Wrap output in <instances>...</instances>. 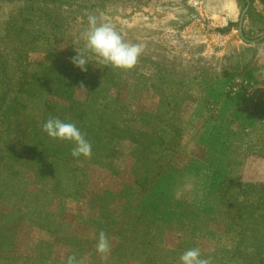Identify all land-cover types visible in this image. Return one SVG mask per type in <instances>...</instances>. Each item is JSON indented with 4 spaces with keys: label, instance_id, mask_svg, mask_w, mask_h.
<instances>
[{
    "label": "rangeland",
    "instance_id": "obj_1",
    "mask_svg": "<svg viewBox=\"0 0 264 264\" xmlns=\"http://www.w3.org/2000/svg\"><path fill=\"white\" fill-rule=\"evenodd\" d=\"M34 1L0 0V264H179L190 248L264 264V39L238 36L244 0H58L77 32L94 15L143 45L144 65L88 54L84 71ZM242 32L264 34V0ZM49 118L91 156L49 138Z\"/></svg>",
    "mask_w": 264,
    "mask_h": 264
},
{
    "label": "clouds",
    "instance_id": "obj_2",
    "mask_svg": "<svg viewBox=\"0 0 264 264\" xmlns=\"http://www.w3.org/2000/svg\"><path fill=\"white\" fill-rule=\"evenodd\" d=\"M81 39L83 50H74L75 55L71 57V63L82 71L90 64L88 54L96 57L104 66L130 70L137 65L143 53V45L125 42L114 25L109 22L98 23L94 15L88 17V29ZM43 131L49 138L70 142L73 145L71 155L74 158L89 157L92 154L91 143L75 123L49 118L43 124ZM96 247L99 253L109 251V241L102 232ZM66 264H76L75 257H69ZM179 264H210V260L201 258L198 248H190L179 257Z\"/></svg>",
    "mask_w": 264,
    "mask_h": 264
},
{
    "label": "trees",
    "instance_id": "obj_3",
    "mask_svg": "<svg viewBox=\"0 0 264 264\" xmlns=\"http://www.w3.org/2000/svg\"><path fill=\"white\" fill-rule=\"evenodd\" d=\"M97 1L98 0H95L94 3ZM57 3L58 0H35L32 2V4H30L33 9L40 13L38 19L45 21L44 29L41 27L40 30L53 37L55 40L75 42L78 43L79 46L83 47V41L81 39L82 33L77 32L76 30L69 27V23L66 22V16L68 15L65 13V11L61 10ZM83 7L91 11H97V9H93L95 7L97 8V4H92L91 6H86V4H83ZM81 24H84V22ZM146 60V57L140 56L137 65H144ZM150 63L155 67H159L158 69H160L162 66H166V64L160 62L155 63L154 61H151Z\"/></svg>",
    "mask_w": 264,
    "mask_h": 264
},
{
    "label": "water",
    "instance_id": "obj_4",
    "mask_svg": "<svg viewBox=\"0 0 264 264\" xmlns=\"http://www.w3.org/2000/svg\"><path fill=\"white\" fill-rule=\"evenodd\" d=\"M244 2H245V6H244V8L242 9V11H241V13L239 15L237 34L240 37V39L242 41H244L245 43H254V42L258 41V40L264 39V34H262L261 36H259L256 39H253V40L245 38V36H244V34L242 32V19H243V16H244L247 8H248L249 0H244Z\"/></svg>",
    "mask_w": 264,
    "mask_h": 264
}]
</instances>
